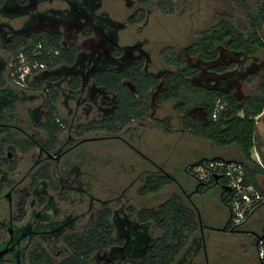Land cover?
Returning <instances> with one entry per match:
<instances>
[{
    "label": "flooded vegetation",
    "instance_id": "1",
    "mask_svg": "<svg viewBox=\"0 0 264 264\" xmlns=\"http://www.w3.org/2000/svg\"><path fill=\"white\" fill-rule=\"evenodd\" d=\"M124 1L131 5L130 0ZM137 2L138 6L121 21L104 8L105 0H0V82H4L0 83V264H73L70 258L76 253L69 242L89 237L88 229L98 220L101 212L109 210V218L114 217L118 208L96 203L93 196L89 197L91 199L85 209H78L74 203L68 205L58 201L61 198L72 200L65 192L75 195L84 193L77 187L80 182L77 164L62 170L67 175L61 174L59 178L70 179L66 185L56 182L53 177L60 168L59 164H63L80 144L98 140V135L93 134L104 130L106 137L124 140L120 133L112 134L100 128V121L110 117L116 106L114 92H107L99 84L101 74L142 65L144 74L157 80L148 89L143 86L141 91L147 103L142 119L147 114L153 117V104L159 106L164 103L158 98L165 87V75L173 70L162 68L158 72L150 71V58L143 42L120 41L122 30L147 19L146 6L142 0ZM142 8L144 20L129 24V16ZM35 37H41V40L31 50L40 44L41 48H53L57 53L60 49L47 41L49 37H55L62 48L74 50L73 59L37 69L22 84H18L10 73L9 62L14 57H8L7 48H17L21 43L32 45ZM240 60L234 56L227 57L224 50L213 62L198 58V63L193 65L198 72L191 77V81L204 89L237 95L235 88L239 82L230 77L239 70ZM217 62H235V67L218 72L213 69ZM41 71L46 72L43 86L27 89L28 81L35 79ZM121 83L139 98L137 88L129 79L122 78ZM51 87L58 89L56 122L62 129L55 143L49 140L43 127L46 104L52 96ZM37 100V104L26 105L22 115L16 109L17 103ZM80 106L84 109L85 119L90 112L94 113L85 122L78 121ZM173 107L175 109V103ZM63 109L71 114L72 119L63 116ZM179 114H182L183 121L184 113ZM185 114L200 121L206 118L207 111L205 106L195 104L187 108ZM82 124L92 128L81 133ZM57 189L60 191L53 193ZM123 211L126 212L125 209ZM228 221L229 217L226 223ZM244 225L235 228L237 231H226L244 232ZM109 249L102 252L96 249L89 257L96 262L110 260L113 256Z\"/></svg>",
    "mask_w": 264,
    "mask_h": 264
},
{
    "label": "trees",
    "instance_id": "2",
    "mask_svg": "<svg viewBox=\"0 0 264 264\" xmlns=\"http://www.w3.org/2000/svg\"><path fill=\"white\" fill-rule=\"evenodd\" d=\"M228 3L226 10L214 14L211 26L195 34L190 45L184 49L165 46L160 50V57L165 66L178 67V70L165 75V87L158 101H175L176 111L184 113L182 128L190 135L210 141L219 148L236 145L239 156L233 160L243 163L245 180L255 184L264 192V162L253 157V152L259 148L257 117L264 109V60L260 63L259 72H255L253 69L255 63H252L248 66V71L242 72L239 69L236 70L235 75L230 77L237 81L240 75L242 78L245 76L244 80L248 85L255 86L242 98L221 90L204 89L194 84L191 77L197 74L198 68L185 62L186 56H198L204 61L213 62L219 57L222 49L237 52L242 57H255L260 50L264 51V37L261 33L264 25V0H228ZM142 4L145 6L151 4L161 13L169 15L174 14L177 10L175 0H142ZM144 18L143 8L138 9L136 13L134 12L129 16L128 23L137 24ZM39 40L41 37H35L32 45L21 43L17 48H7L6 54L8 57L11 55L14 58L19 52L28 54L31 52V47ZM47 41L60 50L55 53L56 50L53 48L42 47L39 49L38 61H44L46 66L51 67L73 59L74 50L62 48L55 37H49ZM234 67L235 62L228 64L217 62L213 69L220 72ZM45 74L46 72L41 71L35 79L28 81L27 89L41 88ZM122 78L129 79L137 88L140 94L138 99L121 83ZM156 81L155 77L150 78L144 74L142 65H134L126 70L101 74L99 84L105 87L107 92H114L116 106L110 117L100 121V128L112 134H118L131 119H142L147 111V103L141 91H143V86L148 89ZM0 83L3 84L4 82ZM188 88L197 92L195 98H189L184 93ZM121 89L125 92L124 94H122ZM50 90H52V96L46 104L43 127L49 140L55 143L57 134L62 129L56 122L55 101L58 97V89L51 87ZM217 101H220L224 107L217 113V117L213 118L212 112ZM195 104L205 106L207 111L205 119L197 121L192 116L185 114L186 109ZM171 122V116H167L158 119L156 125L170 133L172 131ZM81 126V133L92 128L85 124ZM208 158L224 157L212 155L199 160ZM186 172L191 174L187 170ZM172 180L174 177L168 174L149 175L139 188V193L141 195L156 193L171 183ZM218 184H220V179L217 181L211 179L207 183L199 182L197 183V191ZM219 190L222 202L228 207V188L224 184ZM189 199L191 200V198ZM192 203L196 210L189 206L183 197L172 194L155 208L135 209L129 206L126 212L118 208L113 218H109L110 211L105 210L100 213L94 225L89 227V237L84 236L82 241L69 242L73 252L76 253V255L73 253L74 256L70 259L73 260V264H120L127 261L172 264L197 228L204 226L199 216L198 206L193 201ZM151 225H154L161 232L160 236L155 237L153 235ZM230 229L237 231L228 221L223 230ZM95 230L98 231L97 234ZM245 232L252 233L253 230H245ZM256 235L255 233V237ZM96 249L100 252L106 249L111 250L113 258L107 261H94L89 257V254Z\"/></svg>",
    "mask_w": 264,
    "mask_h": 264
},
{
    "label": "rangeland",
    "instance_id": "3",
    "mask_svg": "<svg viewBox=\"0 0 264 264\" xmlns=\"http://www.w3.org/2000/svg\"><path fill=\"white\" fill-rule=\"evenodd\" d=\"M130 1L131 5L126 4L124 0H105L106 6L104 8L116 16L118 20L124 21L138 6L137 0ZM175 2L177 10L171 15L161 13L151 4L147 5L145 7L147 10L146 21L134 27H127L120 33L122 43H131L134 40L143 42V48L148 52L150 58V71L158 72L162 68L165 71L178 70V67L165 66L160 57V50L165 46L184 49L193 42L198 31L207 29L212 25L213 16L216 12L226 10L229 5L228 0H175ZM261 33L264 37V25ZM225 55L240 58L239 69L242 72L248 71V66L252 63H255V68H253L255 72H259L260 63L264 60L263 50H260L255 57L241 58L240 55H232L226 50ZM198 58V56H186L185 61L187 64L195 65L198 63ZM239 77L237 80L239 85L235 90H237V95L242 98L255 86L248 85L244 80L245 76L242 78L240 75ZM121 92L122 94L125 93L123 89ZM184 93L189 98H195L197 92L188 88ZM37 103H39L38 100L29 103H17L16 109L22 115L25 113L24 107L26 105ZM174 103L175 101L168 100L159 106L153 104L154 118L147 114L141 120L133 119L130 121L119 132L121 139H124L123 141L114 137H106L107 133L103 130L99 134H93L94 136L98 135V140L84 142L74 149L70 154L71 156L63 161V164H59L60 168L53 178L56 182L66 185L70 179L59 178L61 174L67 175L62 170L71 167L72 164H77L80 171L77 177L80 182L77 187L83 189L84 193L75 195L65 192V194L70 195L72 200L61 198L58 201L68 205L74 203L78 209H85L91 199L89 197L93 196L94 202L103 203V205L111 204L114 208L120 207L125 210L129 206L135 209L155 208L173 193L180 192V189L173 182L156 193L141 195L139 188L147 176L160 173L172 174L177 177L179 183L193 187L195 179L184 171L183 164L185 162L201 154L218 153L224 156L234 155V158L239 156L236 145L219 148L210 141L196 138L185 132L182 128V114L175 111ZM62 112L65 118L72 119L69 112L65 113L64 109ZM77 112L79 122L87 121L88 118H91V114H94L90 112L88 118L85 119L84 109L82 110L81 106ZM167 116L172 118V131L170 133L156 126V119ZM89 136L92 134L89 133ZM257 139L259 148L253 152V157L264 162V109L257 117ZM236 155L238 156L236 157ZM24 159L27 160L28 158L25 157ZM224 181L221 178L220 184L213 187L219 189L225 184ZM56 191L60 190H53V193ZM215 193L216 191L210 190L206 194H196L192 198L197 203L199 216L204 225L202 232L205 245V253L197 254V250L196 253L195 249L192 250V254H196L197 257L195 264H262L257 261L254 242L252 243L250 240L251 238L253 241L255 240V233L257 234V229L260 228L264 220V206L262 205L263 207L254 212L255 221L251 222L250 218L245 222V230L248 224H254V229L251 228L252 233L245 232L243 236L224 232L219 234L208 227L210 221L223 224L226 215V207ZM155 231L157 230L155 229ZM154 234L157 235L158 231ZM209 236L211 239L208 240Z\"/></svg>",
    "mask_w": 264,
    "mask_h": 264
},
{
    "label": "built area",
    "instance_id": "4",
    "mask_svg": "<svg viewBox=\"0 0 264 264\" xmlns=\"http://www.w3.org/2000/svg\"><path fill=\"white\" fill-rule=\"evenodd\" d=\"M41 45L38 44L30 53L19 52L15 58L9 62L11 76L13 80L22 84L24 80L37 70L45 68L44 61H38ZM224 105L217 101L212 112V117L216 118L217 113ZM199 182L207 183L215 179L218 175L223 178L229 192V221L234 228L242 226L248 221L255 210L264 205V192L255 184L245 180V169L242 162L227 158H208L198 160L186 166ZM256 256L264 264V221L257 231L254 241ZM120 264H148L140 261H127Z\"/></svg>",
    "mask_w": 264,
    "mask_h": 264
},
{
    "label": "crops",
    "instance_id": "5",
    "mask_svg": "<svg viewBox=\"0 0 264 264\" xmlns=\"http://www.w3.org/2000/svg\"><path fill=\"white\" fill-rule=\"evenodd\" d=\"M129 123H127L126 125H128ZM235 154H236V152H235ZM212 155L222 156V157L227 158V159H233L234 158V155L224 156V155L218 154V153H214V154H210V155L201 154V155H199L197 157H193L189 161L185 162L183 164L184 171L186 172V166L187 165H189V164H191L193 162L198 161L200 158L210 157ZM237 156L238 155H236V157ZM186 173L189 174L188 172H186ZM160 174H163V173H160ZM153 175H158V174H153ZM168 175H172V174H168ZM189 175H191L195 179V182H194V186L193 187H191V186L188 187V185H186L184 183H182V184L179 183L178 180H177V177H175L174 175H172L174 177V180H172L171 183L175 182V184H177V186L180 189L179 190L180 192L173 193V194H177V195L183 197L186 200L187 204L189 206H191L194 210H196V209L193 206V203H192L193 199L192 198L196 194H198V195H201L203 193L206 194V193H208V191L214 190V191H216L215 195H217L219 197L220 201L222 202V200H221V193H220V190L218 188L210 187L208 189H205L203 192H199V191H197V183H199V181L192 174H189ZM186 193H189V195H187ZM189 198H191L192 201ZM193 202L197 205V203L195 201H193ZM263 206L258 207L255 210V212L258 211ZM225 207H226L225 208L226 215L224 216V223L223 224L222 223L221 224H218V223H215L216 221H212V222L210 221L209 224H208V227L213 232H216V233H219V234L224 232V233L235 234L237 236H243L244 235L243 233H245V231L244 232H240V233H235V232H227L226 230L221 229L222 227H224V225L226 224V221L228 220V217H229L228 207L226 205H225ZM254 217H255V214H253L252 217H251V220L250 219L249 220L251 222L252 221H255ZM253 226H254V224H252V225L251 224L250 225L248 224L246 231H249V229L253 228ZM202 228L203 227H201V226H199L197 228V230L194 232V234L192 235V237L189 239L187 245L177 254V256L175 258V261L172 264H195L197 262V260H196L197 257H196V254L195 255L192 254V250L193 249H195V253H196V250H197V254L198 253H201L202 254L203 252L205 253L204 236H203ZM155 229L158 231V234L157 235L154 234L155 232H157V231H155ZM151 231H152L153 235H155V237H158L161 234V232L154 225H151ZM257 231H258V229H257ZM246 233H249V232H246ZM207 239L209 240V239H211V237L209 236ZM250 242H252V243L254 242L252 238H251ZM257 261H259V260H257ZM257 264H259V263H257Z\"/></svg>",
    "mask_w": 264,
    "mask_h": 264
},
{
    "label": "water",
    "instance_id": "6",
    "mask_svg": "<svg viewBox=\"0 0 264 264\" xmlns=\"http://www.w3.org/2000/svg\"><path fill=\"white\" fill-rule=\"evenodd\" d=\"M218 178H219V176H218V175H216V176H215V181H217V180H218ZM221 229H224V227H222ZM230 231H233V229H230ZM0 255H1V253H0Z\"/></svg>",
    "mask_w": 264,
    "mask_h": 264
}]
</instances>
